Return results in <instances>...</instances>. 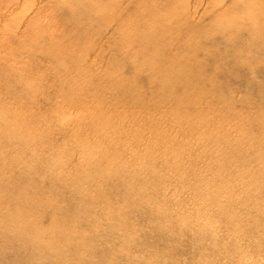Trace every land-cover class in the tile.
Returning a JSON list of instances; mask_svg holds the SVG:
<instances>
[{
  "label": "rangeland",
  "instance_id": "1",
  "mask_svg": "<svg viewBox=\"0 0 264 264\" xmlns=\"http://www.w3.org/2000/svg\"><path fill=\"white\" fill-rule=\"evenodd\" d=\"M0 264H264V0H0Z\"/></svg>",
  "mask_w": 264,
  "mask_h": 264
},
{
  "label": "bare ground",
  "instance_id": "2",
  "mask_svg": "<svg viewBox=\"0 0 264 264\" xmlns=\"http://www.w3.org/2000/svg\"><path fill=\"white\" fill-rule=\"evenodd\" d=\"M79 7H80V6H79ZM234 7H235V6H234ZM85 17H86V16H85ZM148 28H149V27H148ZM148 28H147V29H148ZM156 32H157V31H156ZM144 33H145V32H144ZM154 33H155V32H154ZM153 35H155V34H153ZM149 36H150V35H149ZM142 37H143V36H142ZM136 38H137V37H136ZM46 43H47V42H46Z\"/></svg>",
  "mask_w": 264,
  "mask_h": 264
}]
</instances>
